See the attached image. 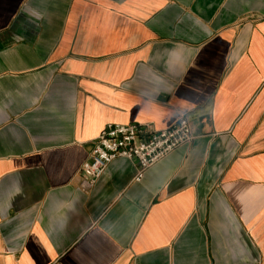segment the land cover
Wrapping results in <instances>:
<instances>
[{
	"label": "crops",
	"instance_id": "crops-1",
	"mask_svg": "<svg viewBox=\"0 0 264 264\" xmlns=\"http://www.w3.org/2000/svg\"><path fill=\"white\" fill-rule=\"evenodd\" d=\"M183 115L83 185L108 123ZM0 264H264V0H0Z\"/></svg>",
	"mask_w": 264,
	"mask_h": 264
},
{
	"label": "built area",
	"instance_id": "built-area-1",
	"mask_svg": "<svg viewBox=\"0 0 264 264\" xmlns=\"http://www.w3.org/2000/svg\"><path fill=\"white\" fill-rule=\"evenodd\" d=\"M192 138L193 127L187 115L162 128L151 122H110L96 138L91 156L82 166L83 185L93 184L117 157L134 160L135 179L140 180L149 166Z\"/></svg>",
	"mask_w": 264,
	"mask_h": 264
}]
</instances>
